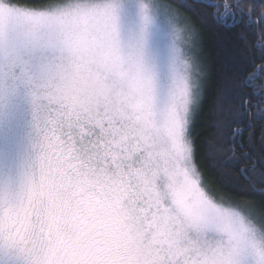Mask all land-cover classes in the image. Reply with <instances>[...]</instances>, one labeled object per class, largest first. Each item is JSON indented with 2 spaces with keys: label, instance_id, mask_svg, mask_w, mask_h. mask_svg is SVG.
<instances>
[{
  "label": "snow or ice",
  "instance_id": "1",
  "mask_svg": "<svg viewBox=\"0 0 264 264\" xmlns=\"http://www.w3.org/2000/svg\"><path fill=\"white\" fill-rule=\"evenodd\" d=\"M201 17L240 29L212 166L264 200V0H0V264H264L197 164Z\"/></svg>",
  "mask_w": 264,
  "mask_h": 264
},
{
  "label": "trees",
  "instance_id": "2",
  "mask_svg": "<svg viewBox=\"0 0 264 264\" xmlns=\"http://www.w3.org/2000/svg\"><path fill=\"white\" fill-rule=\"evenodd\" d=\"M207 11H211L208 9ZM191 18L192 14L185 12ZM194 19V18H193ZM197 30L203 35L200 37L202 45L203 62L210 77L208 100L203 112L196 121V145L197 164L200 167L209 186L214 190L219 198L225 201H238L242 207L251 208L259 213H264V200L254 197L242 196L239 190H234L233 186L224 179L222 171L218 167L212 166V161L218 159L219 149L215 146L226 141L219 133L216 124V113L213 110L212 98L215 86L218 85L222 76L229 71V60L233 52V46L238 38L239 28H226L218 25L209 17H201L199 21L194 19Z\"/></svg>",
  "mask_w": 264,
  "mask_h": 264
},
{
  "label": "rangeland",
  "instance_id": "3",
  "mask_svg": "<svg viewBox=\"0 0 264 264\" xmlns=\"http://www.w3.org/2000/svg\"><path fill=\"white\" fill-rule=\"evenodd\" d=\"M186 15V14H185ZM202 45H201V43H200V45H199V47H198V49H197V51L200 53V58H201V60L203 61L204 59H203V56H202ZM204 63V62H203Z\"/></svg>",
  "mask_w": 264,
  "mask_h": 264
}]
</instances>
